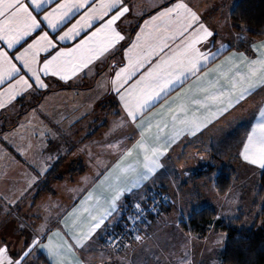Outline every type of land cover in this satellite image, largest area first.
Instances as JSON below:
<instances>
[{"label": "snow or ice", "instance_id": "obj_1", "mask_svg": "<svg viewBox=\"0 0 264 264\" xmlns=\"http://www.w3.org/2000/svg\"><path fill=\"white\" fill-rule=\"evenodd\" d=\"M129 10L126 0H0V45L23 49L21 52L17 48L10 56L0 46V85L7 84L0 90V97L6 95L10 102L28 90L45 89L48 84L43 77L56 76L67 82L80 73L90 75V65L124 40L115 25ZM78 14L80 19L72 23ZM163 17L179 25L177 35L184 37L182 46L133 81L144 64L135 55H127L137 47L133 43L126 50L127 64L107 82L123 112L112 130L132 129V135L106 146L117 157L115 162L96 174L79 207L61 220L63 227L53 231L47 223L42 224L18 252L0 241V264H30L38 251L47 253L50 264H85L77 250L90 246L94 234L107 226L106 221L111 222L109 218L120 209L128 193L165 167L163 158L174 145L197 137L249 96L264 91V41L251 44L256 56L244 52L224 55L228 45L216 43L215 31L185 0H176L164 9L159 14ZM96 21H101L99 26H95ZM69 24L71 27H67ZM93 28L73 47L62 46L61 42L75 40L85 29ZM52 34H56L55 39ZM237 38L244 39L242 35ZM257 113L241 142L239 158L264 170V101L257 106ZM130 157L133 159L126 163ZM48 167L42 160L38 175ZM135 207L138 213L142 211L139 204ZM135 239L142 237L137 235ZM223 240L221 236L216 244ZM178 264H191L187 250Z\"/></svg>", "mask_w": 264, "mask_h": 264}, {"label": "crops", "instance_id": "obj_2", "mask_svg": "<svg viewBox=\"0 0 264 264\" xmlns=\"http://www.w3.org/2000/svg\"><path fill=\"white\" fill-rule=\"evenodd\" d=\"M239 1L240 0H185V3L200 16L201 20L210 29L215 31L216 35L214 40L217 44L223 42L228 45V50L225 51L224 55H229L231 52H244L246 55L256 56L257 53L251 50V44L253 42L264 41V37L262 39L251 40L248 46L249 50L240 48L241 41L248 37L245 31H239L234 27L235 22L232 19V12ZM126 3L130 10L128 13H125L115 25L117 30L124 36V40L116 43L115 47L111 48L108 53H105L100 60H96L90 65L93 69L92 73L90 75L80 73L67 82L56 76L43 77L48 84V87L45 89H40L39 91L28 90L18 95L10 102L6 95L0 97V102L4 104L3 107H0V130L1 128L2 130H9L15 126H9L8 119L11 117L12 113H19L18 109L20 106H22L23 110L27 106L24 111H29L40 105L51 92H68L69 90H73L70 92H82L87 89L93 90L100 80H103L101 81L100 88L104 90L103 98L99 101V104L104 98L114 95L119 103L118 110L122 112L121 102L114 92L108 90L107 82L109 78L114 75L115 71H118L127 64L126 50L130 49L132 44L135 43L137 47L132 52L127 53V55H135L144 61L143 67H141L137 75L133 77L134 81L138 79L140 74L147 68L158 62L160 58L171 56L178 46H182L181 41L184 39L183 36L177 35L179 25L174 19H169L167 17L159 18V14L164 9L176 3V0H126ZM51 7H55V5ZM83 11L84 10L81 9V13H83ZM153 17L158 18L153 20ZM79 19L80 15L78 14L72 20V23H75L76 20ZM100 23L101 21H96L95 26H99ZM67 27H71V24ZM64 30L67 29L65 28ZM93 30L95 29H85V32H82L81 36L77 37L75 40L61 42L62 46L69 48L73 47L85 37L86 33H90ZM55 35L56 34H52L51 38L55 39ZM186 35L187 33H185V36ZM241 35L244 39L237 38ZM138 36L140 37L139 40H137ZM172 37H175V39ZM29 42H31L30 39ZM165 44H167V47H164ZM0 46L3 47V50L8 51L10 56L16 54L17 48H19V46H17V48L7 49L6 45ZM24 46L26 47L27 45L25 44ZM161 48H163V51L160 50ZM19 51L22 52L23 49L19 48ZM223 58L222 56L220 59ZM217 63H219V60ZM129 83H132V81ZM6 87L7 84L0 85V90ZM173 95L177 94L174 93ZM32 98L35 100L34 103H31ZM262 101H264V91H258L253 96H249L245 101H242L241 105H238L229 113H225L224 117H221L215 124L210 125L202 133L198 134L197 137L185 138L181 143L174 145L173 148L168 151L167 156L163 158L165 167L159 170L157 174L147 182L143 183L139 189L129 193V195L131 200V196L135 192L144 189L148 190L145 198H137L132 201V207L137 203H144L147 201L150 193L155 189L167 191L171 195V202L165 208L164 213L151 218L147 223L142 225L140 232L143 240L140 243L135 245L131 244L122 251L112 250L113 253L108 257L107 264H110L111 260L127 264H157L158 258L156 256L159 255L163 257L166 256L165 261H167V264H174V255L183 256L185 250H187L191 256L192 252L189 247L190 240L192 239L190 236L191 234L185 233L179 226L180 221L186 219L182 208L186 211V207H188V210L192 207L199 209L208 206L214 207L218 212V216L227 213V211H230L232 214V209L234 210L240 201L246 200L249 194L252 193L253 195V193L256 192L260 172L262 170L242 161L239 158V150L246 131L250 130V124L255 123L253 116L258 114L257 106ZM178 102L179 101H177V103ZM158 110L157 108L153 111ZM104 128L105 125L101 126V129L98 130L94 136L88 137L90 145H97L101 148L99 151H95V154L90 157L92 160H95L97 157V160H95L96 163H94V161L92 162V160L90 162L88 155L84 156L83 154H77L72 156L71 160L84 159L87 168L83 174L76 178L77 181L75 180V184H77V186L72 187V191L75 192L74 195H72L74 198H72L70 206H68L61 217L58 220L52 221L53 226L50 227L51 230L55 231L58 227H63L60 223L61 220L64 219L66 213L71 212L74 207H79L80 201L86 195L87 190L91 188L96 174L103 171L105 165H111L115 162L117 157L115 155L112 156L109 149L105 147L106 143L112 142L110 140H103V142H97V140H95V136ZM131 142L132 141H129V143ZM72 152L74 153V151ZM105 159L108 161L105 162ZM132 159L133 158L130 157L126 163L131 162ZM226 165L233 167L235 174L232 186L227 195L225 197H218L215 179L221 169ZM80 176L83 178H80ZM85 178L88 179L86 180ZM253 181H255L256 184H253ZM191 190L208 191L213 193L215 198L209 200L208 203H205V200L199 199L197 200L198 204L185 207L181 205L175 194L178 193L179 196L180 193H184L188 196L187 193H190ZM246 194L248 196H246ZM233 199L235 204L232 202ZM123 201L124 198L122 199L120 208L123 214L124 212L127 213L125 217H128L133 208L127 209L128 202L123 204ZM224 201H226V204H223ZM173 210L177 214L174 216L169 215V212L172 213ZM118 212H121L120 209L113 214V217L109 218L111 222L106 221V227L102 226L101 229L97 230L92 241H94V238L100 230L105 228L104 235L106 236L111 229L125 219L123 218V214L116 218ZM160 237H163L162 239L167 241V246L165 248L160 246L156 247L155 241L161 239ZM174 238L176 240H174ZM185 239L188 240V245H185ZM92 241L90 243H92ZM174 241L178 244L181 243L180 247L174 245ZM170 242L172 245H170ZM222 246L220 247V245H218V248H214V250L217 251L219 248L222 250ZM81 250L82 249L77 250L78 255L85 264H89L84 256H82ZM42 252L49 260L47 253L45 251ZM201 264H213V262L206 259ZM214 264L220 263L217 262Z\"/></svg>", "mask_w": 264, "mask_h": 264}, {"label": "rangeland", "instance_id": "obj_3", "mask_svg": "<svg viewBox=\"0 0 264 264\" xmlns=\"http://www.w3.org/2000/svg\"><path fill=\"white\" fill-rule=\"evenodd\" d=\"M101 81L103 80H100L93 90L87 89L82 92H70L73 90H69L68 92H51L40 105L29 111H24L27 106L24 110L22 106H18L19 113H12L13 115L11 114V117L8 119V125L15 126L9 130H2L1 128L0 241L8 243L13 250L20 251L24 246L25 240H31L36 230L42 224L47 223L48 228L53 226L52 221L58 220L61 217L68 206H70L72 198H74L72 195L75 192L72 191V187L77 186L75 184L77 180L75 179L76 181H73L71 179L72 176L67 175V180L63 182H52V187L58 192L56 191L55 194H46V192L42 191L40 198L33 203L36 196V189L38 187L41 188L40 181L46 177L49 168L59 156L64 155L67 157L63 162L62 170L69 168L72 156L77 154L88 155L91 162L92 159L90 157L95 154V151H99L101 148L97 145H90L88 137L94 136L95 134L92 135L91 133L96 129L100 130L101 128L99 126L103 124H105V128L95 136L97 142L110 140L114 143L124 139L126 135H132L131 128L112 130L114 124L123 115V112L120 111L116 114L117 107H112L109 104H99V101L103 98L104 90L100 88ZM31 100V103H34L35 100L33 98ZM108 144L110 142L106 143L105 147ZM109 152L112 156L114 155L110 149ZM49 157L52 159L48 160L47 158ZM42 160L47 161L50 167L41 176L38 175V172ZM95 160H97V157ZM95 160H92V162L94 161L96 163ZM104 161L106 162L108 160L105 159ZM80 178L83 177L80 176ZM253 184H256V182L253 181ZM216 190L218 197H225L230 188L224 194H220L217 188ZM147 192V189L135 192L131 196V201L137 198H145ZM187 194L188 196L184 193H180L179 196L178 193L175 194L181 205L185 207L198 204L197 200L199 199L205 200V203H208L209 200L215 198L214 194L208 191L191 190ZM246 196L248 195L246 194ZM127 201L125 199L123 204H126ZM232 202L235 204L234 199ZM223 204H226V201ZM187 208H185L186 211L182 208L186 218L196 209L189 207L190 209L187 210ZM210 208H213L217 212L214 207ZM120 211L116 218L123 214L121 208ZM232 211V214L230 211H227V213L219 216L217 212V218H230L237 216L240 212H244L246 225L252 226L255 224L259 216V207L256 205V192L253 195L252 193L249 194L246 200L240 201ZM176 214L174 210L172 213L169 212L171 216ZM23 221L24 225L21 227L20 225ZM179 226L182 231L191 234L190 236L192 237L189 244L192 252L190 256L191 264H201L206 259L212 261L213 264L217 262L223 264L221 260V249L219 248V250L217 249L215 251L214 248H218L216 241L221 236H224V240L220 244V247L222 245V248L224 247L227 233L217 230L214 227L205 237L200 238L193 233L185 231L180 223ZM23 228L26 230L24 235L22 234L21 236L20 232ZM104 233L105 228L98 232L89 247L81 250L82 256H84L89 264H107L108 257L113 253L112 250L104 246L105 244L103 245L104 237L106 238ZM140 236L142 237L141 232ZM160 238L155 241L156 247L160 246L165 248L167 241L162 239L163 237ZM142 240H136L132 245L138 244ZM174 240L176 239L174 238ZM187 241L185 239V245H188ZM170 245H172L171 242ZM174 245L180 247L181 243L178 244L174 241ZM156 257L158 258L157 264H167V261H165L166 256L159 255ZM179 257H182V255H174V264H178ZM110 264L127 263L111 260Z\"/></svg>", "mask_w": 264, "mask_h": 264}, {"label": "trees", "instance_id": "obj_4", "mask_svg": "<svg viewBox=\"0 0 264 264\" xmlns=\"http://www.w3.org/2000/svg\"><path fill=\"white\" fill-rule=\"evenodd\" d=\"M232 19L235 22L234 27L239 31H245L248 37L241 41L240 48L249 50L248 46L251 40L264 37V0H240L232 12ZM100 103L117 107L116 114L120 112L118 110V100L114 95L104 98ZM104 125L99 127L101 128ZM97 132L98 130L96 129L91 134L94 135ZM66 158L61 155L53 162L46 177L39 183L42 189L39 187L36 189L33 203L40 198L42 191L46 192V194L56 193L57 190L52 187V182H63L67 180V175H71V179L75 181L79 175L85 172L87 168L86 161L81 158L71 160L69 168L62 170L63 162ZM234 174V168L226 165L216 176L215 184L220 194L226 193L230 188ZM125 199L128 200L127 209H130L133 203L130 200L129 193L124 197ZM256 205L259 207V216L252 226L246 225L244 212H240L237 216L230 218H217V212L208 206L194 209L186 219L181 220L180 224L185 231L193 233L200 238L205 237L214 227L227 233L224 247L221 250L223 264H264V170L260 172L259 183L256 187ZM126 214V212L123 214L124 220L127 219L125 217ZM23 225L24 223L22 222L20 226L22 227ZM25 230L24 228L21 230V236L22 234L24 235ZM103 241L105 244V238ZM30 264H50V262L42 251H38L31 258Z\"/></svg>", "mask_w": 264, "mask_h": 264}, {"label": "built area", "instance_id": "obj_5", "mask_svg": "<svg viewBox=\"0 0 264 264\" xmlns=\"http://www.w3.org/2000/svg\"><path fill=\"white\" fill-rule=\"evenodd\" d=\"M171 202V195L162 189H155L150 193L147 201L137 203L140 205V211L137 212L135 205L132 212L126 220H123L119 226L111 229L106 238L105 246L114 251H122L136 241L135 237L140 236L142 225L151 218L164 213L165 208ZM114 241L115 243H110Z\"/></svg>", "mask_w": 264, "mask_h": 264}]
</instances>
